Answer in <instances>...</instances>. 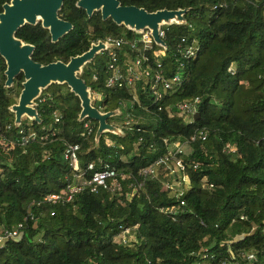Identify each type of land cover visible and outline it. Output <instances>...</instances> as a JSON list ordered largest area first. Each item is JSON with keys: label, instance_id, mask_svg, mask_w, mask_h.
Returning <instances> with one entry per match:
<instances>
[{"label": "trees", "instance_id": "obj_1", "mask_svg": "<svg viewBox=\"0 0 264 264\" xmlns=\"http://www.w3.org/2000/svg\"><path fill=\"white\" fill-rule=\"evenodd\" d=\"M8 2L0 0V12ZM119 2L147 12L189 9L186 26L168 27L167 51L160 58L165 75L183 64V83L159 103H153L138 83L132 100L126 89L105 87V59L97 56L79 77L92 92L102 93L104 112L120 109L131 123L127 126L124 119L122 137L107 134L112 146L102 136L96 147L97 123L91 121L93 132L87 136L83 123L90 120L78 122V98L59 85L42 92L39 100L46 103L37 101L41 124L21 123L25 132L36 133L34 140L21 144L9 111L13 101L1 80L0 231L22 222L24 226L18 237L0 247V264H191L198 260L192 252L204 249L214 255L204 264L233 261L230 251L233 255L253 251L255 260L241 264H264V0ZM63 5L62 13L74 24L69 37L53 44L41 27H27L36 32L33 59L42 65L81 54L96 39L134 37L111 20L84 35V12L75 7V0ZM184 36L196 38L199 45L197 55L188 60L174 56ZM194 98L199 99V117L186 123L175 115L176 106ZM122 102L127 104L125 111ZM55 112L62 115L60 124L53 121ZM200 131L205 139L189 142L190 154L184 158L189 181L183 205L163 185L169 179L166 171L146 178L138 195L129 202L124 199L133 183L131 175L166 154L164 139L189 140ZM63 142L79 145L81 170L89 163L95 170L108 164L126 175L123 180L118 177L122 195L85 188L69 202L45 201L51 194L63 193L75 175L62 158ZM203 178L212 189L201 188ZM170 206H176L175 213L160 211ZM124 228L135 242L116 241Z\"/></svg>", "mask_w": 264, "mask_h": 264}, {"label": "built area", "instance_id": "obj_2", "mask_svg": "<svg viewBox=\"0 0 264 264\" xmlns=\"http://www.w3.org/2000/svg\"><path fill=\"white\" fill-rule=\"evenodd\" d=\"M169 26H162L158 32V37L165 42L166 32ZM134 34V33H133ZM135 38L123 37H107L103 42L112 44L115 48H109L102 52L101 55L105 59V68L107 77L105 80V87L111 90L126 89L132 93V100H136V87L139 83L141 88L145 91L148 97H151L153 103L161 102L166 96H169L176 88L183 83L184 77L181 73L183 71V64L180 62L178 71L170 75H165L164 67L160 58L165 56L166 50L156 46L149 31L145 30L142 34H134ZM199 52V45L196 38L181 37L180 41L175 47L174 56L178 59L188 60L193 58ZM125 57V58H124ZM233 74V68L228 69ZM39 100V99H38ZM92 105L98 110L103 111V95L102 93L91 91ZM199 99L194 98L190 101L179 103L176 107L175 115L178 118H183L186 123L194 121V114L197 113V104ZM39 103H46L45 99H40ZM125 105L124 102H122ZM62 115L58 112L53 114V121L55 124H60ZM131 122L126 120L125 124L128 126ZM10 126H7L9 129ZM83 128L86 130V135L89 136L93 132L91 121H85ZM18 134L21 136L20 143L26 144L30 140L36 138V133L32 130L25 132L21 127L18 128ZM205 139L202 131L197 132L189 140H181L179 138L169 137L164 139L166 147V154L159 157L150 165L140 168L136 176L131 175L133 183L129 184V190L124 193V199L130 201L133 197L138 195V190L142 188L146 178H154L158 171H166L169 179L163 183L166 189L173 191L177 200H180V205L184 204L181 199L185 192L184 185L188 183L189 177L187 168L184 162L190 154L189 142L195 139ZM64 149L62 158L69 164L75 175L72 181L68 182L67 187L63 193L51 194L44 200L47 202H69L73 196L85 188H88L91 193H97L99 189L111 191L117 196L122 195V186L120 180L126 179V175L118 174L108 164H104L99 170H95L94 163H89L88 166L81 170L78 166V152L79 145L68 144L63 142ZM106 145L112 146L113 142L106 139ZM227 150H229L227 148ZM232 151V149H230ZM197 169V165L193 166V170ZM87 173H92L86 176ZM141 179V180H140ZM68 180V178H67ZM202 189H212L213 185L208 183L205 178L201 180ZM122 202V201H121ZM176 206L164 207L160 211L173 214ZM243 219V218H241ZM24 223H19L14 229H4L0 231V247L5 241L16 238L21 233ZM121 231L116 237V241L121 244H130L135 242V237L127 228L120 229ZM198 260L191 264H204V260H214V255L209 254L207 249L199 252H192L191 254ZM230 257L233 261L225 260L220 264H241L250 263L255 260V253L253 251H240L232 254Z\"/></svg>", "mask_w": 264, "mask_h": 264}, {"label": "water", "instance_id": "obj_3", "mask_svg": "<svg viewBox=\"0 0 264 264\" xmlns=\"http://www.w3.org/2000/svg\"><path fill=\"white\" fill-rule=\"evenodd\" d=\"M64 0H10L3 4L0 13V56L5 60L6 77L5 87L12 85V80L19 73L24 76L22 90L18 102L9 107L13 115V125L19 128L22 118L29 122L41 124L38 116V99L51 85L67 86L79 100L80 112L77 120L79 123L86 119L97 123L94 143L97 147L102 136L110 134L122 137L120 127L109 124L107 121L120 117V109L114 111H100L92 105L91 88L79 77L86 65L90 64L98 55L114 45L98 41L90 48L75 57L68 63L60 61L42 65L34 63L31 59L34 47L19 41L15 32L24 25L35 26L38 23L47 30L51 42L55 43L72 29V25L58 18ZM76 8L83 9L90 17L94 11H100L103 20L111 19L118 26L134 34L149 31L154 44L163 50L167 45L158 37L162 26H186L185 14L189 9L167 10L161 9L147 12L144 8L122 6L118 0H77ZM199 113L194 114L197 120Z\"/></svg>", "mask_w": 264, "mask_h": 264}, {"label": "flooded vegetation", "instance_id": "obj_4", "mask_svg": "<svg viewBox=\"0 0 264 264\" xmlns=\"http://www.w3.org/2000/svg\"><path fill=\"white\" fill-rule=\"evenodd\" d=\"M10 1V0H9ZM65 1V0H64ZM64 1H63V4H64ZM119 1V0H118ZM76 2H77V0H75V4H76ZM62 4V6H61V9L58 11V18L61 20V21H63V22H66V23H69L70 25H72V29L68 32V33H66L63 37H61V38H59L58 39V41L57 42H55V43H53V44H57V43H59L62 39H64V38H67V37H69V35H70V33L73 31V28H74V24H73V22H72V20L70 19V16L69 15H67V13H62V11H63V5ZM76 7V6H75ZM77 9H79V8H77ZM83 12H84V16H85V18H83V24H82V27H83V32H84V35H89L90 36V34H92L93 32H94V27H102V25H103V22H105V21H107V20H111V19H107V20H103L102 19V17H101V14H100V11H94L93 13H92V15L89 17L88 15H87V13L83 10V9H81ZM2 12V11H1ZM0 12V13H1ZM112 21V20H111ZM27 27H41V24L40 23H38L37 25H35V26H30V25H24L23 27H21V28H19L16 32H15V37H16V39L17 40H19V41H22V42H24L25 44H29V45H31V46H33L34 47V50H33V52H32V55H31V59H32V61L34 62V63H38V64H40L39 62H37V61H35L34 59H33V55L36 53V50L38 49L37 47H38V40L35 38V35H36V32L35 31H31V30H29V29H27ZM42 28V27H41ZM43 29V28H42ZM43 30H45V29H43ZM46 32H47V34H48V37H49V39H50V41H51V36H50V33L47 31V30H45ZM108 37H110V36H108ZM111 37H113V36H111ZM31 40H34L33 41V43H31ZM98 41H103V40H101V39H96V40H94V41H91L90 42V44H89V46H88V48H87V50L90 48V46L92 45V44H96ZM52 43V42H51ZM87 50H84L82 53H84V52H86ZM81 53V54H82ZM78 55H80V54H78ZM78 55H76V56H78ZM99 56V55H98ZM72 57H75V56H68V59L66 60V61H63V60H61L60 58L58 59V60H55V61H50L49 63H46L45 65H47V64H50V63H54V62H57V61H60V62H62V63H64V64H66V63H68L69 62V60L72 58ZM0 68L2 69L1 70V72H0V81L2 80V86H3V88H4V92L11 98V100L13 101V103L11 104V105H13V104H16L17 102H18V97H19V94H20V92H21V90H22V83H23V81H24V76H23V74L22 73H19L16 77H14L13 78V80H12V85H11V87H9V88H6L5 87V80H6V77H5V75H4V72H5V70H6V64H5V60L0 56ZM81 75V74H80ZM79 75V76H80ZM67 87V86H66ZM69 90V89H68ZM10 105V106H11ZM39 105V104H38ZM9 106V107H10Z\"/></svg>", "mask_w": 264, "mask_h": 264}, {"label": "rangeland", "instance_id": "obj_5", "mask_svg": "<svg viewBox=\"0 0 264 264\" xmlns=\"http://www.w3.org/2000/svg\"><path fill=\"white\" fill-rule=\"evenodd\" d=\"M133 38H135V36ZM102 58L104 59L103 55H102ZM126 109H127V104L123 105L121 103V110L125 111ZM124 119L129 120V122H131V117L128 116V114H127V116L126 115L124 116V114L121 113L120 117H114L111 119V122H112L111 124L114 126H117V127H121V126H123ZM22 123L23 124H30V122L26 118H22ZM104 139L105 140L107 139V140L113 142V140L108 135H104Z\"/></svg>", "mask_w": 264, "mask_h": 264}]
</instances>
